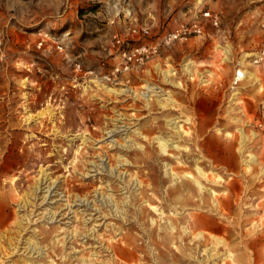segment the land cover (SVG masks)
Returning a JSON list of instances; mask_svg holds the SVG:
<instances>
[{"label":"rangeland","instance_id":"obj_1","mask_svg":"<svg viewBox=\"0 0 264 264\" xmlns=\"http://www.w3.org/2000/svg\"><path fill=\"white\" fill-rule=\"evenodd\" d=\"M205 9L218 14V27L205 22V36L166 43ZM263 25L264 0H0V264H202L211 240L185 237L182 227L226 240L211 264H264V174L246 172L238 131L264 169V68L254 63ZM144 28L149 36H132ZM238 71L247 79L235 86ZM168 97L177 103L161 107ZM48 106L53 119L27 120ZM173 119L187 135H174ZM158 135L179 148L163 157ZM196 166L224 179L203 181L224 204L219 233L199 227L210 217L208 197L177 206L183 222L170 215L176 202H164L174 184L168 169L197 177ZM44 172L56 196L41 204L43 192L20 210ZM142 192L180 229L170 243L158 238L166 224L151 231L158 216L140 219ZM80 197L88 204L75 203ZM46 209L57 219L42 218ZM27 214L32 223L20 228ZM29 241L40 257L24 252Z\"/></svg>","mask_w":264,"mask_h":264},{"label":"bare ground","instance_id":"obj_2","mask_svg":"<svg viewBox=\"0 0 264 264\" xmlns=\"http://www.w3.org/2000/svg\"><path fill=\"white\" fill-rule=\"evenodd\" d=\"M226 59H228V58H226ZM191 66H193V63L192 62L188 63L186 65V67H185V70H186V72L190 73V75L192 76L193 75V71H192V68H190ZM163 73L167 77L169 75V73H173V70L171 69V70H169L167 72H163ZM246 73H247L246 71H244V72L238 71L237 72V74H236L237 83L236 84H239L240 82H243L245 79H247V74ZM248 75L250 76L251 79H253V80L256 79V81H258L257 77L254 74L251 75L250 73H248ZM237 76H238V78H237ZM110 92H114V91H110ZM239 93L237 92L234 95L235 98L232 97L233 99H232L231 102H233V100H237L236 97H237V95ZM166 101H167L166 103H162L161 101L159 102L161 107L167 108V107H169L170 103H173V104L177 103L175 100L171 99V97H168L166 99ZM232 105L236 106L237 102H235V103L233 102ZM48 116L51 117V119L54 118V113H53V110H52L51 106H48L44 111L39 112L36 116H30L27 120L29 121V120L42 119V118L48 117ZM177 119H179V118H177ZM169 121H168V123H169ZM170 122L171 123L168 125V127H170V129L175 132L174 135H176L178 137H183V135H187L188 134L183 129V126L179 125V122H181V121L176 122V119H173ZM155 130H157V129H155ZM219 131L222 132V130H219ZM238 131L240 132V136H241V140L239 142V153H240L241 158H242V165L245 167L246 172H249V171L252 172V170L254 168L253 166H259L260 167V173L264 174V169L260 166L258 157L255 154H252V153L247 154V151H246L247 150V144H248V141H249L250 138L245 133V129L244 128H240ZM137 135H142L143 138L147 139V137L146 136L144 137L143 133H141V132H138ZM253 137L256 138V134H253ZM153 140L156 141L157 144L159 145V149H160L161 154H163V157L170 156V150L171 149L179 148V146L175 142H173V140H171L170 138L167 139L164 136H159V135L155 136L153 138ZM122 146H124V145H122ZM125 147L129 148L128 146H124V148ZM127 162H129V161H124V162H121V163H127ZM182 166H184V165H182ZM99 169L102 170V168H100V167L98 168L97 167V171H99ZM168 170H169L168 174H169L170 178H172V180H174V184H172L171 188H169V190L164 193V202H166V204H169L168 203L169 200L176 202V206H172L171 204H169V206L172 209H174V212L170 214L171 216H173V219L178 221V222L185 221L186 216H183L184 213H182L181 211L177 210V206L186 208L191 203L197 202L196 197L199 194L200 196L202 195V197H208L209 198V199H207L208 203L212 204L211 209L205 211V214L209 213L210 217L206 218V216H204L201 219L202 222L200 223L199 227L201 226V227H204V228H211L215 232H218V233L221 232L222 229H223L222 228L223 226L219 225L215 221V217H220V219L225 220V215L222 213V209L224 208V204H221L219 202L217 191H215L213 189H210L207 186H205L203 181H205L207 183H214V184H217V185H221L224 182L223 177H221L220 175H217V174L211 176L210 173L205 171L200 166H196L195 169H194V171H195V173H196L198 178L197 177H193L192 175H190L187 172H184V174L181 176L180 174L175 172V168H173V167H170ZM176 170H179L178 166L176 167ZM110 172L112 174H114L113 171H110ZM43 175L44 176L41 179V181H39L37 183V187L35 186L36 187V188H34L35 191L31 195H28V196L25 195L26 197L23 200L22 205L20 206V210H23V211L27 212L31 207H34L35 206V201L40 199V194L43 193V192L45 194L41 198V200H42L41 204L46 202L45 204L48 205L49 204L48 201L56 196V191H55L56 188L54 187L55 182L52 183V184H49L47 187H44L49 182L48 181L49 176H48V174H45V172L43 173ZM160 183H162V182H160ZM136 185L137 186L141 185V182H139V181L136 182ZM146 195H147L146 192H142L141 193V197L136 199L137 202L143 200V204L146 205V207H143L142 210H141V215L140 216H142V217L140 219H143L147 215H153L154 214V215L158 216V218H159L158 220L152 219L151 231L153 232L156 227H161L162 228L164 226V224H166L167 225L166 229L163 232H162L163 229H161V232L158 233V238L161 239L165 243H170V241L175 238L177 232L180 229L177 228L172 222H168V221L165 220L166 217H167V214H165V212L161 209V207L153 205L152 201L144 200V199L147 198ZM88 201H89L88 198L80 197L78 200H75V203L79 202V203H81V205L82 204L83 205H87ZM227 205H228L226 207L227 209L233 207V205H232L230 200H227ZM66 206H68V208L66 210H69V209H70V211L72 210V206H71V202L70 201H67V205ZM77 206H80V205H77ZM239 208H241V207H239ZM47 211H48V209H46V213H43V217L42 218L50 219L52 221L57 219V214H58L57 211L56 212H52L51 210L49 212H47ZM73 213H75V212H73ZM30 215H28V214L24 215L23 216L24 219H22V220L17 222V224H18V226L20 228H22L23 221H25V220H26V222L28 224L32 223V219H31ZM49 215H50V217H48ZM243 215L244 214H239L240 219H242V222L244 221V216ZM59 216H61V214ZM62 216L64 217L65 215H62ZM181 231L185 235V237L192 236L194 239L199 240V242H205L207 240H211L212 248H210L208 250H205V252L207 253V260L203 261L202 264H211V263H209L211 260L213 261V259L220 257L221 255H220V252H219V247L227 248L226 240L218 237V235L211 234V233H209L206 230H201V231H199L197 233H194L188 227H182ZM233 233H235V231L232 232V235H233ZM151 236H152V233H151ZM1 239H2V236H0V259H1V255H2V251H1L2 241H1ZM28 245L29 246L25 247L24 252L27 253V255L29 256V259H34L35 255H38L37 257H40L42 255L40 253V251L36 249V245L35 244H33L32 242L29 241ZM10 247H12L11 243H10ZM17 249H18V247L15 246L13 248V253L15 251L17 252ZM228 256L232 257L231 254H229ZM213 264H217V263H213Z\"/></svg>","mask_w":264,"mask_h":264},{"label":"built area","instance_id":"obj_3","mask_svg":"<svg viewBox=\"0 0 264 264\" xmlns=\"http://www.w3.org/2000/svg\"><path fill=\"white\" fill-rule=\"evenodd\" d=\"M201 20L196 17L188 22L179 24L172 32H170L166 39L167 44L170 45L175 41H184L192 37H203L206 35V23H210L213 27H218L220 20L218 14H214L210 10H200ZM206 22V23H205ZM264 26V25H263ZM150 35V30L148 28L142 29V32L134 29L132 36H142L147 37ZM120 43V40L117 41ZM254 63L257 65H262L264 68V47L255 56ZM238 78V76H237ZM236 76L234 77V85L238 86ZM239 83V82H238Z\"/></svg>","mask_w":264,"mask_h":264},{"label":"crops","instance_id":"obj_4","mask_svg":"<svg viewBox=\"0 0 264 264\" xmlns=\"http://www.w3.org/2000/svg\"><path fill=\"white\" fill-rule=\"evenodd\" d=\"M250 74H251V75L254 74V75L256 76L257 72H255V73H250ZM257 79H258V78H257ZM254 80H255V82H258V81H259V80L256 81V79H254Z\"/></svg>","mask_w":264,"mask_h":264}]
</instances>
